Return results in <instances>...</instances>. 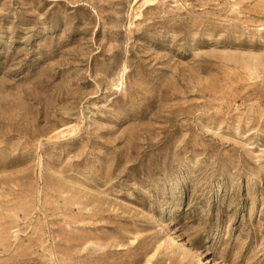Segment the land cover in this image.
<instances>
[{"label": "rangeland", "instance_id": "1", "mask_svg": "<svg viewBox=\"0 0 264 264\" xmlns=\"http://www.w3.org/2000/svg\"><path fill=\"white\" fill-rule=\"evenodd\" d=\"M0 264H264V0H0Z\"/></svg>", "mask_w": 264, "mask_h": 264}]
</instances>
